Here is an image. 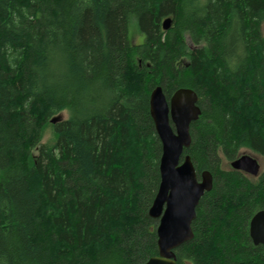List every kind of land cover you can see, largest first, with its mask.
Listing matches in <instances>:
<instances>
[{"label":"trees","instance_id":"1","mask_svg":"<svg viewBox=\"0 0 264 264\" xmlns=\"http://www.w3.org/2000/svg\"><path fill=\"white\" fill-rule=\"evenodd\" d=\"M263 25L264 0H0V264L158 255L159 85L197 93L185 155L214 178L177 264H264ZM244 149L258 177L222 167Z\"/></svg>","mask_w":264,"mask_h":264},{"label":"water","instance_id":"2","mask_svg":"<svg viewBox=\"0 0 264 264\" xmlns=\"http://www.w3.org/2000/svg\"><path fill=\"white\" fill-rule=\"evenodd\" d=\"M171 25V18L163 23L165 30ZM198 102L197 93L188 88L178 89L170 99L161 85L151 92V116L162 144V156L161 182L149 210L150 217L159 220L158 255L145 264H177L175 250L194 239L197 207L214 187L211 172L204 171L199 178L191 156L185 155L192 144L191 125L202 114ZM231 167L252 177H258L263 168L259 158L251 153L241 154ZM250 236L255 245H264V210L252 218Z\"/></svg>","mask_w":264,"mask_h":264},{"label":"rangeland","instance_id":"3","mask_svg":"<svg viewBox=\"0 0 264 264\" xmlns=\"http://www.w3.org/2000/svg\"><path fill=\"white\" fill-rule=\"evenodd\" d=\"M262 29H263V32H264V25H263ZM129 37H130V39L132 38V41L134 43H139L140 44V43L144 42V36L139 33V31L137 30L136 26H134L133 29H131ZM57 117L59 119L66 118V117H68V113L65 111V112L59 114V116H57ZM51 137H53V134H52V131L49 129L47 131L46 135H45L44 141L49 140ZM244 153H251V154L257 156L259 158V160L261 161L262 166H263V162H262V159H261L260 156L254 154L250 150H246V149L242 150V152H241V154H244ZM222 167L224 169H232L231 162H227L226 160L222 159Z\"/></svg>","mask_w":264,"mask_h":264}]
</instances>
